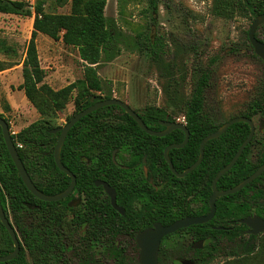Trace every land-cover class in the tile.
I'll list each match as a JSON object with an SVG mask.
<instances>
[{"label":"trees","instance_id":"1","mask_svg":"<svg viewBox=\"0 0 264 264\" xmlns=\"http://www.w3.org/2000/svg\"><path fill=\"white\" fill-rule=\"evenodd\" d=\"M57 1L62 6L70 3L71 11L66 14L47 11L44 0H38L34 6L25 1L0 0V14L34 16L32 37L23 61V83L20 85V90L24 91L26 98L38 110L41 118L16 135H12V139L32 181L47 195L62 193L71 184V178L59 170L54 159V150L60 133L53 134L51 131L59 128L56 126L59 113L66 109L74 93H77V111L74 116L92 106L94 97L95 102L113 99L111 94L106 97L96 95L104 91L99 67L102 63L111 62L120 56L125 46L131 44L116 22L106 16L108 0ZM125 1H120L121 15L124 13ZM158 3L159 0H146V12L151 17L158 12ZM262 12H264V0H261L260 6L255 4L254 0L214 1L213 13L218 18H232L236 13L249 17ZM40 34L55 41L62 40L65 45L79 51L84 66L82 79L58 91L44 82L46 75L41 67L37 47V38ZM137 38L135 43L138 48L143 49L146 46L155 60L162 57L164 42L160 36L153 39L149 35L139 33ZM11 50L5 42H0V53L8 54ZM12 67V63L8 60H0V73ZM209 83V73L202 72L192 94L182 103V113L190 131V140L184 148L173 149L169 154L175 169L180 173L199 159L203 139L215 133L225 123L219 122L215 115L205 111L206 90ZM250 108L251 111L242 116L252 118L258 112L264 115V93L263 99L254 101ZM74 116L69 117L68 122ZM140 116L146 125L155 122L152 130L163 129L158 124L160 120L175 122L163 109L155 110L151 117L142 114ZM249 135L250 127L247 123L234 124L220 138L208 142L201 165L185 178L179 179L169 169L164 152L169 145L183 143L185 139L183 131L175 130L162 138L150 136L118 106L106 107L84 117L70 131L61 154L63 165L77 177L76 190L97 189L94 181L101 178L99 170L113 167L109 165L108 156L104 158L97 153L107 152L108 155L112 152V146L117 152L127 151L137 154L141 156L140 160L146 157L147 163L152 164L153 168H157L158 162H161L162 178L166 188L161 206L158 208L161 215L156 211L154 215H145L142 220L129 222L126 220L128 215L118 214L121 222L99 221L90 224L87 236L84 238L85 243L82 245L83 243L78 239L83 223L72 218L73 215L78 216L77 208L70 205L69 199L43 202L27 189L9 154L0 126L1 202L8 218L10 215L13 218L14 227L21 237L20 264H71L70 256L74 259L83 257L82 264H91L93 254L90 250L95 241L103 244L106 249H111L108 258H114L116 264L131 263L128 259L123 260L120 250L113 247L112 238L126 234L134 241L137 233L151 227L155 219H164L162 222L164 225L172 223L178 189L189 194L190 188L195 187L198 195L203 197L204 212L207 213L210 208L208 201L213 193L214 178L232 161ZM257 141L255 136L233 169L219 180L218 190L237 186L264 164V147L260 149L257 162L253 163L249 159V153ZM19 144L22 145L21 148ZM82 154L88 157L90 164L82 163ZM251 186L237 194L219 199L218 212L213 221L191 227V230H196L197 236L202 233L203 238L214 240L213 250L220 247L218 236L221 234L213 227L222 225V220L237 217L240 213L244 216L248 215L250 206L237 205L233 200ZM109 209H112L110 205ZM13 249V241L0 220V252L7 254ZM243 249V255L233 252L231 257L248 258L255 249L252 240L244 242ZM261 249V253H257L258 256L264 252V246ZM27 254L30 261L27 260ZM237 262L238 260L228 261L224 264H237ZM5 264H13V261Z\"/></svg>","mask_w":264,"mask_h":264},{"label":"rangeland","instance_id":"2","mask_svg":"<svg viewBox=\"0 0 264 264\" xmlns=\"http://www.w3.org/2000/svg\"><path fill=\"white\" fill-rule=\"evenodd\" d=\"M25 1L34 6L38 0ZM50 12L69 13L70 3L62 6L57 0H44ZM121 0H108L106 16L114 20L131 44L121 55L99 67L104 91L96 93L120 99L139 114L151 117L163 109L176 122L185 123L182 103L194 90L202 72L209 73L205 111L215 115L219 122L239 117L251 111V104L264 93V62L255 54L248 38L254 16L236 13L232 18H218L213 13L215 0H159L158 12L151 17L146 12V0H126L121 15ZM34 16L0 14V42L12 49L0 53V60H8L13 67L0 73V117L7 120L12 135L41 118L38 110L28 101L23 83V61L32 37ZM144 33L164 42L162 57L155 60L146 48H138L137 35ZM264 42V31L257 32ZM37 47L45 83L53 90L82 79L84 66L79 51L62 40L55 41L40 34ZM77 93H74L56 126L67 124L77 111ZM258 142L251 149V157L264 147V115L255 116ZM51 147V146H50ZM165 243V242H164ZM170 241H166V248ZM253 245L257 253L264 246V235ZM243 255V244L222 239L219 249L208 264H222L232 253ZM181 252L173 254L177 259ZM71 264H80L70 256ZM234 257V256H233ZM99 264H113L101 255ZM239 264H264V252L254 259Z\"/></svg>","mask_w":264,"mask_h":264},{"label":"flooded vegetation","instance_id":"3","mask_svg":"<svg viewBox=\"0 0 264 264\" xmlns=\"http://www.w3.org/2000/svg\"><path fill=\"white\" fill-rule=\"evenodd\" d=\"M254 2L258 6H260L261 4V0H254ZM261 15H264V12L258 15H252L255 17L254 21ZM260 30L264 31V23H262L256 30L257 39H258L257 32ZM248 38H249V33H248ZM258 40L264 43L262 40L260 39ZM252 48L255 52V49L253 46ZM260 99H263V94L256 101H259ZM261 114L262 112H258L252 118H249V117L247 118L251 119L254 122L253 118ZM162 121H168V120L158 121V124L161 127H163V129L154 130V131H164L166 129V127L161 124ZM168 122H174V121H168ZM183 124H186V123H183ZM147 126L151 129L152 127H155V122L152 121ZM254 126H255V134H254L253 139L255 138V136H257V140H259L255 122H254ZM250 132H251V127H250ZM263 132L264 130L262 129L259 130L260 135L263 134ZM158 138H162V137H158ZM260 153H261V150L259 149L256 155L251 157V152H250L249 153L250 161L253 163L257 162V160L260 157ZM97 155L98 156L102 155L104 158L108 156L110 160L109 165L113 166L110 169L101 168L99 170V172H101L100 173L101 178H98L94 181L95 182L94 185L97 189L96 190H85V189L76 190V187H75L74 191L66 199H64V200L69 199L70 205L73 207H76L78 210L77 212L78 216L76 217L75 215H73L72 218L73 219L76 218L78 222L83 223V226L79 230L80 236L78 239L79 241H81V243H83L82 245H84L85 243L84 238L87 236L86 234L88 232L90 224H95V223H98L99 221L110 222V223L121 222L122 220L118 214L122 216L128 215L126 220L129 222L142 220L145 215H148V214L154 215L156 211L157 213L161 215V212L158 210V208H160L161 206V201L163 200L164 192L166 188V184L162 178L163 169H162L161 162H158L157 168H153L152 164L147 163L146 157H143L142 160H140L141 156L137 154L134 155L133 153L127 152V151L117 152L113 146H112V152L110 154L107 155V152H104L101 154L97 153ZM81 161L82 163L90 164V160L85 154H82ZM104 162H106V159L104 160ZM263 165H261L255 172H257ZM179 179H182V178H179ZM99 181L109 184V186L115 191L116 204L118 207L124 210V213L120 212L118 209H116L113 206L112 197L107 193L104 185L96 184ZM249 185H252L250 189H248L247 191L239 195L237 198H235V200H233L234 203L240 206H243L244 204H248L250 206L248 215L244 216L243 213H240V215L237 217L233 216L231 218L222 220L221 221L222 225L213 227L214 230L220 231L221 233L218 236L219 245L221 244L223 238H226L231 241H237L243 244L244 242L251 241V240L253 243L257 237L264 235V233L258 234L257 236H253L249 234V231L251 229L246 224L241 223L242 220H245L247 218H252V219L259 218L261 220H264V173ZM220 191H225V190H220ZM224 197H221V198H224ZM210 198H209V201H210ZM209 201H208V204H209ZM109 205L114 210L109 209ZM209 207H210V204H209ZM204 211H205V202L203 201V197L200 194L198 195L195 187L192 186L190 188L189 194H186L184 191H180L178 189L177 203L173 207L172 223L168 225H164L162 223L164 219L163 220L155 219L151 227H154V225L157 223H160L163 226H169L177 221H180L186 218L206 216L210 213V208L207 213H205ZM217 212H218V207H217ZM8 219L10 220L12 226L14 227L15 224H14V220L11 217V215ZM213 219L211 221H213ZM193 226L180 229L176 233L163 238L161 242V246H160L159 256H158L159 264H204L205 262L209 263V261L212 260L214 253L219 248L217 250H213L214 240L212 241L211 239H208L207 237L203 238L202 233H200V236H197L196 230H191L192 229L191 227ZM151 227H148V228H151ZM260 227L261 226H258L257 228L259 229ZM139 233H137V235ZM17 235L21 241V237L19 236L18 233ZM137 235L135 236L134 241L129 237V235H126V234H121L115 237L114 239L112 238V245L116 249L120 250L121 255H123V260L128 259V261H131V263H128V264H140L139 263L140 248L138 247L137 241H136ZM166 241H170L169 246L167 248L165 245ZM13 251L7 254H3L0 252V257H5L7 255H10L13 253ZM176 252H181V255H179L177 259H174L173 254ZM20 253H21V250H20ZM20 253L18 254L16 258L11 260L13 261V264H20V259H19ZM90 253L93 254V256L91 257L92 260L90 261V263L99 264L100 256L103 255L108 258V256L111 255V249H106V247L103 244H101L98 241H95V243H93L92 250H90ZM26 257H27V260L30 261L29 254H27ZM108 259L113 264H116L114 258L113 259L108 258ZM76 260H78L80 264L83 263L82 262L83 257L82 259L77 258ZM8 262H0V264H3V263L5 264Z\"/></svg>","mask_w":264,"mask_h":264},{"label":"water","instance_id":"4","mask_svg":"<svg viewBox=\"0 0 264 264\" xmlns=\"http://www.w3.org/2000/svg\"><path fill=\"white\" fill-rule=\"evenodd\" d=\"M264 23V15L259 16L252 24L250 31H249V40L251 42V45L254 47L256 54L264 61V43L260 42L256 38V30L257 28ZM93 105L88 107L87 109L81 111L80 113L76 114L66 125L59 127L57 129H54L51 131V133L56 134L60 133L58 142L56 144L55 150H54V159L57 167L60 171L64 172L67 176L71 178V184L70 186L62 193H59L57 195H47L40 191L34 182L32 181L29 173L26 170V167L20 157V154L18 152V149L12 139V134L10 131V127L8 122L0 117V126L3 131V137L7 146V149L9 151V154L25 184L27 189L39 200L43 202H59L64 199H66L75 189L77 184V178L76 176L63 165L62 163V150L65 145L66 139L72 130V128L80 122L84 117L92 114L93 112H96L100 109L111 107V106H118L122 108L129 116H131L135 122L140 126V128L146 132L150 136H156V137H165L171 132L175 130H182L186 137L183 143L181 144H172L169 145L164 152L165 159L167 163L169 164L170 170L174 175H176L179 178H184L187 175H189L191 172L196 170L202 163L204 159L205 154V147L208 142L220 138L223 134H225L231 126L237 123H247L251 127V132L249 137L246 139V141L243 143V145L240 147L238 152L236 153L235 157L232 159V161L224 168L222 169L214 178L212 183L213 193L210 198L209 204H210V213L206 216L201 217H191L186 218L180 221H177L169 226H163L160 223H157L154 225V227L148 228L141 233L137 235L136 241L137 245L140 248V255H139V263L140 264H159L158 256L160 251L161 242L164 237L172 235L183 228H188L193 225H202L210 222L217 213V200L224 196H229L238 193L242 189H244L246 186L254 182L258 177H260L264 173V165L253 175L246 178L244 181H242L239 185H237L234 188L220 191L217 188V184L219 180L225 176L228 172H230L233 167L237 164L239 159L241 158L242 154L244 153L247 146L251 143L254 134H255V126L254 122L247 118V117H234L230 119L229 121L225 122L215 133L207 135L200 145V157L194 163L191 167H189L187 170H185L183 173H179L175 167L173 162L170 159V152L173 149H182L184 148L189 140H190V131L186 124L178 123V122H168V121H162L161 124L166 127L164 131H154L150 129L144 120L141 118L139 113H137L128 103L120 100V99H106L95 103V97L92 98ZM97 185H104L107 193L112 197V203L113 206L118 209L120 212L124 213V210L117 206L116 204V194L115 191L109 186V184L105 182H97ZM0 220L2 224L5 226L6 230L8 231L13 243H14V251L12 254L7 255L5 257H0V262H8L13 260L18 256L21 250V241L17 235L16 230L12 226L10 220L8 219L6 212L3 208L2 202H1V186H0ZM241 223L246 224L251 230L249 231V234L253 236H257L258 234L264 233V220H261L259 218H247L245 220H242ZM258 226H261L259 229Z\"/></svg>","mask_w":264,"mask_h":264},{"label":"crops","instance_id":"5","mask_svg":"<svg viewBox=\"0 0 264 264\" xmlns=\"http://www.w3.org/2000/svg\"><path fill=\"white\" fill-rule=\"evenodd\" d=\"M33 23H34V22H33ZM49 38H50V37H49ZM257 250H258V249H257ZM257 250L253 251V253H252L250 256H248V258H243V257H241V258H237V257H230V256H229L228 260L225 261L224 263H226V262H228V261H235V260H238L237 264H239V263H242V262L244 261V259H254L256 256H258V255H257ZM240 259H241V260H240ZM224 263H222V264H224Z\"/></svg>","mask_w":264,"mask_h":264},{"label":"built area","instance_id":"6","mask_svg":"<svg viewBox=\"0 0 264 264\" xmlns=\"http://www.w3.org/2000/svg\"><path fill=\"white\" fill-rule=\"evenodd\" d=\"M18 146H19L20 148L22 147V145H20V144H19Z\"/></svg>","mask_w":264,"mask_h":264}]
</instances>
